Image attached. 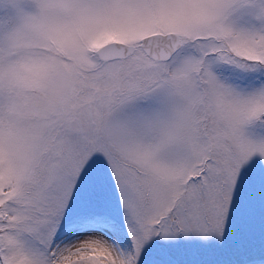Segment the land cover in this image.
<instances>
[{
    "label": "snow or ice",
    "instance_id": "1",
    "mask_svg": "<svg viewBox=\"0 0 264 264\" xmlns=\"http://www.w3.org/2000/svg\"><path fill=\"white\" fill-rule=\"evenodd\" d=\"M0 264H264V0H0Z\"/></svg>",
    "mask_w": 264,
    "mask_h": 264
}]
</instances>
